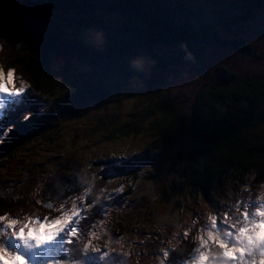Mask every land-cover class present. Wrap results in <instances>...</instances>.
<instances>
[{"label": "trees", "instance_id": "16d2710c", "mask_svg": "<svg viewBox=\"0 0 264 264\" xmlns=\"http://www.w3.org/2000/svg\"><path fill=\"white\" fill-rule=\"evenodd\" d=\"M15 3H21L35 22L16 14ZM260 9H264V0H0V70L5 76L13 70L14 86L24 83L31 95L47 105L43 110L30 105L10 112L5 124L9 134L0 147L1 165L31 133L48 142L71 111L91 102L107 104L112 92L122 94V84L134 82L133 77L136 83L150 86L156 69L167 70L174 60L173 55L162 56L161 48L186 49L180 52L185 58L187 51L198 55V50L211 46L230 45L256 54L252 44L236 37V32L230 39L218 33H232ZM55 12L69 27L101 32L104 45L83 47L77 41L81 32L71 39L60 34V28L56 33L42 27ZM60 55L91 69L61 78L62 72L52 63ZM221 70L223 76L201 87L187 107L175 106L168 97L150 95L142 111H136L140 104L133 105L130 118L109 132L127 139L145 131L148 144L120 167L147 169L155 195L167 205L175 207L180 200L197 196L211 202L231 185L264 188V76L239 79L226 67ZM29 108L32 118L22 121ZM115 118L97 119V126H115ZM170 175L169 186H163L162 179ZM137 177L133 175L132 181ZM108 180L99 177L87 199L95 204L97 216L98 198ZM131 182L128 190L135 188ZM36 201L30 195L0 196V215H49ZM95 221L88 217L83 222L88 232ZM121 222H117L119 231L123 230ZM189 254H194V247L188 245L172 252L179 262Z\"/></svg>", "mask_w": 264, "mask_h": 264}, {"label": "rangeland", "instance_id": "374dc122", "mask_svg": "<svg viewBox=\"0 0 264 264\" xmlns=\"http://www.w3.org/2000/svg\"><path fill=\"white\" fill-rule=\"evenodd\" d=\"M19 5L22 7L21 3L14 4L16 14H23L34 23L29 12ZM58 16L52 15L41 26L52 28L51 30L56 33L59 31L58 27L62 28L61 31L71 39H75L79 32L84 34L87 31L83 27L67 26ZM262 16L264 9L258 10L250 22L242 24L236 30L233 29L232 33L220 29L218 33L230 39L234 38L236 32L239 34L236 37H244L252 44L256 54L234 49L230 45L220 48L211 46L198 50V55L187 51L189 56L186 55L185 58L180 52H186V49L161 48L158 51L162 56L173 55L174 60L167 66V70L156 69V75L150 78L152 80L150 86L144 87L142 83H136L137 78L132 76L134 82L127 80L128 85L122 84V94L112 92L107 104H103L102 101L91 102L71 111L63 118L58 133L48 142L38 136H30L27 139L29 141L14 153L12 159H9V166L8 164H5L6 167L0 166L2 196L29 194L42 202H48L51 197L59 207L60 201L66 195L84 193L87 197L89 185L99 177L107 176L109 178L107 188L100 196L103 202V212H101L103 218L95 222L93 231L99 239L93 236L91 243L108 251L110 264H188L192 254L185 256L179 262L178 258L172 256L173 250L187 245L195 247L194 237L201 234L197 229L208 223L206 217L212 213L220 215L229 206L234 208L235 201L239 200L241 195L245 198L250 195L254 204L264 202V188L253 190V186L240 188L231 185L227 191L215 196L211 202L197 196L196 199L192 197L182 199L175 207L167 205L155 195L153 184L147 179V169L124 166L125 171L121 173H117L115 169L126 164L121 163L122 160L129 164L132 158L148 144L150 138L145 131L127 139L121 138L119 134L112 136L109 132L130 118L133 105L140 104L136 111H142L148 104L150 95L168 97L175 106L187 107L201 87L223 76L221 70L223 67L233 71L239 79L247 75L264 76ZM74 59L67 60L60 55L52 61L54 69L62 72L61 78L64 75L70 78L71 75H80L91 69ZM8 106L9 104H5L0 107V117ZM110 115L116 117L115 126L111 124L107 127L97 126V119ZM110 162L114 167L105 170V166ZM102 171L103 175H101ZM133 173L138 176L134 182ZM73 181L75 183L71 184ZM170 181L171 175L165 176L161 184L168 187ZM130 182L135 185L134 190H128L127 186ZM69 186L74 187L76 192L69 193ZM85 189L88 191L85 192ZM67 204L70 205V209L71 201ZM91 212L90 207L83 214ZM120 219L123 226L121 231L117 223ZM43 230L41 229V232ZM185 231L189 232L187 238L183 236ZM82 243L83 238L80 237V242L66 244L68 252L61 255L66 258L77 255ZM116 246L119 247V251H116ZM165 253L168 255L165 256ZM4 264L9 262L4 261Z\"/></svg>", "mask_w": 264, "mask_h": 264}, {"label": "snow or ice", "instance_id": "6c2138e0", "mask_svg": "<svg viewBox=\"0 0 264 264\" xmlns=\"http://www.w3.org/2000/svg\"><path fill=\"white\" fill-rule=\"evenodd\" d=\"M77 41L83 47H101L105 38L101 32L88 31ZM5 104L15 107L35 105L41 110L47 106L31 95L24 83L14 86V71L11 69L6 78L4 71L0 70V107ZM32 115L29 108L22 121H30ZM9 130L8 126L0 127V137L7 136ZM113 167L110 162L105 170ZM65 183L69 184L68 181ZM68 192L75 193L76 189L69 186ZM85 200L84 193L66 195L59 207L51 197L48 202L37 200L38 205L49 210V215L43 217L34 214L18 218L0 215V264L4 261L9 264H110L108 251L91 243V237L96 236L94 232H89V239L82 243L77 255L68 258L61 255L68 252L66 244L80 242L77 225L81 215L92 206L86 205ZM69 201L72 207L65 209L64 205ZM206 219L208 223L197 229L201 234L194 237L196 246L188 264H264V202L254 204L236 200L234 208L229 206L220 215L212 213ZM188 235V231L183 234L184 238Z\"/></svg>", "mask_w": 264, "mask_h": 264}, {"label": "bare ground", "instance_id": "6f19581e", "mask_svg": "<svg viewBox=\"0 0 264 264\" xmlns=\"http://www.w3.org/2000/svg\"><path fill=\"white\" fill-rule=\"evenodd\" d=\"M62 254V253H61Z\"/></svg>", "mask_w": 264, "mask_h": 264}]
</instances>
